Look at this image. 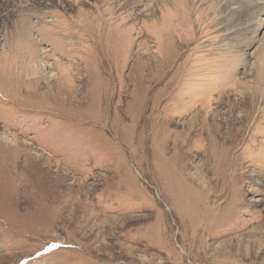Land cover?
Wrapping results in <instances>:
<instances>
[{"label": "rangeland", "instance_id": "374dc122", "mask_svg": "<svg viewBox=\"0 0 264 264\" xmlns=\"http://www.w3.org/2000/svg\"><path fill=\"white\" fill-rule=\"evenodd\" d=\"M0 264H264V0H0Z\"/></svg>", "mask_w": 264, "mask_h": 264}, {"label": "bare ground", "instance_id": "6f19581e", "mask_svg": "<svg viewBox=\"0 0 264 264\" xmlns=\"http://www.w3.org/2000/svg\"><path fill=\"white\" fill-rule=\"evenodd\" d=\"M147 14H148V13H147ZM38 62H39V64L42 65V66L45 65V64L43 63V61H41V60L38 61ZM39 67H40V66H39ZM49 73H50V76H53V75L55 74L54 71H50ZM7 140H8V139H7Z\"/></svg>", "mask_w": 264, "mask_h": 264}]
</instances>
